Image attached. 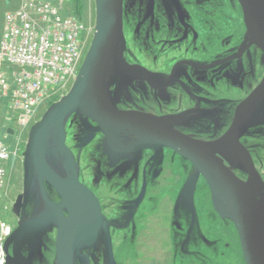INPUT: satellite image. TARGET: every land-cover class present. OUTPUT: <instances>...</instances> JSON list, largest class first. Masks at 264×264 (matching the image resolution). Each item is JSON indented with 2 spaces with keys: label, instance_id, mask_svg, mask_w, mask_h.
Masks as SVG:
<instances>
[{
  "label": "flooded vegetation",
  "instance_id": "1",
  "mask_svg": "<svg viewBox=\"0 0 264 264\" xmlns=\"http://www.w3.org/2000/svg\"><path fill=\"white\" fill-rule=\"evenodd\" d=\"M124 34L125 59L140 70L117 107L162 119L176 140L142 145L132 135L123 153L99 132L80 150L92 160L84 172L72 148L108 228L76 264H246L229 187L216 199L207 179L214 174L196 164L216 161L238 185L253 181L259 200L264 195V101L241 113L264 81V52L248 36L240 0H125ZM32 217L31 206L11 217L13 232ZM57 232L13 240L7 259L38 264L46 245L56 258Z\"/></svg>",
  "mask_w": 264,
  "mask_h": 264
},
{
  "label": "water",
  "instance_id": "2",
  "mask_svg": "<svg viewBox=\"0 0 264 264\" xmlns=\"http://www.w3.org/2000/svg\"><path fill=\"white\" fill-rule=\"evenodd\" d=\"M124 1L95 0V33L72 88L30 129L24 153L23 193L13 211L20 217V212L31 206L33 217L20 223L7 240L6 251L13 240L57 230L56 264H76L83 251L95 245L100 229L106 227L108 232L96 196L80 182V164L69 145L73 122L80 129L75 135L79 149L88 146L99 132L105 136V146L116 152L132 149L126 147L132 135L142 145L175 143V135L165 131L162 119L117 107L120 96L128 92L137 77L135 72L140 70L130 66L124 56ZM240 3L248 36L264 52V0ZM263 101L264 81L245 102L241 113L254 111ZM7 133L12 135L14 131L8 129ZM204 160H196V164L206 176L214 174L207 179L215 189V198L226 199L225 189L229 187L236 206L233 220L240 232L246 264H264V195L259 200L253 192V181L246 187L238 185L216 161ZM196 182L193 178L186 184L187 197L192 196ZM53 192L60 202L53 201ZM108 248L112 263L109 239ZM7 264H14V260L8 257Z\"/></svg>",
  "mask_w": 264,
  "mask_h": 264
},
{
  "label": "built area",
  "instance_id": "3",
  "mask_svg": "<svg viewBox=\"0 0 264 264\" xmlns=\"http://www.w3.org/2000/svg\"><path fill=\"white\" fill-rule=\"evenodd\" d=\"M65 0H21L4 15L0 42V95L20 125L74 83L90 42V30L74 14H64ZM9 134L0 130V194L13 151ZM10 223L0 219V264H7L5 245Z\"/></svg>",
  "mask_w": 264,
  "mask_h": 264
},
{
  "label": "rangeland",
  "instance_id": "4",
  "mask_svg": "<svg viewBox=\"0 0 264 264\" xmlns=\"http://www.w3.org/2000/svg\"><path fill=\"white\" fill-rule=\"evenodd\" d=\"M21 0H0V42L3 33V24H4V15L7 12L17 10L20 7ZM63 13L64 14H75V4L73 0H65L63 5ZM81 19L83 20L84 24L90 30V42L88 44V48H90V44L92 42L94 33H95V24H96V9H95V0H83V10ZM89 50V49H88ZM86 56V54H85ZM84 56V58H85ZM0 69L7 70V67L4 64H0ZM73 85V84H72ZM72 85L68 90L65 92L56 95L53 99L45 102L36 112L32 121L29 122L27 125H20L13 115L8 111L7 103L0 95V130L6 135L8 129H12L14 133L11 135L9 134L7 140L9 145L13 151L12 161L8 167V174L5 181V186L0 194V219L7 221L8 223L12 224V218L15 216L13 211V206L18 198L19 195L23 193V183H24V162L25 157L24 153L26 150V145L28 141V136L30 129L34 124H36L47 111V109L54 104L55 102L59 101L64 95H66ZM69 139V145L77 152L78 157L82 160L83 172L86 166V163L92 164V160L88 158V155H84L81 149L77 148L76 143L77 140L75 135L79 134L80 129L77 126V122H73ZM92 152V151H89ZM91 154V153H90ZM87 157L88 159H86ZM49 245L45 246V250L43 255L39 257L38 264H56L55 255L52 253L51 256L47 257L46 252H48ZM54 258V260H53ZM53 261H52V260Z\"/></svg>",
  "mask_w": 264,
  "mask_h": 264
},
{
  "label": "trees",
  "instance_id": "5",
  "mask_svg": "<svg viewBox=\"0 0 264 264\" xmlns=\"http://www.w3.org/2000/svg\"><path fill=\"white\" fill-rule=\"evenodd\" d=\"M73 2L75 4V14L81 19L82 10H83V0H73Z\"/></svg>",
  "mask_w": 264,
  "mask_h": 264
}]
</instances>
